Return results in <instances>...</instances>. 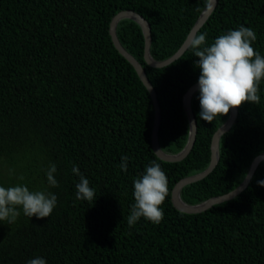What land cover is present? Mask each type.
Here are the masks:
<instances>
[{"label": "trees", "instance_id": "1", "mask_svg": "<svg viewBox=\"0 0 264 264\" xmlns=\"http://www.w3.org/2000/svg\"><path fill=\"white\" fill-rule=\"evenodd\" d=\"M209 0H0V186L26 185L57 196L43 219L23 214L0 221V264H264V161L236 197L199 213H185L173 202L183 178L204 171L212 158L216 130L230 116L209 123L200 118L199 92L192 100L198 133L182 161L161 159L152 145L155 105L131 62L110 33L123 10L142 14L151 24V54L174 55ZM250 27L253 47L264 56V0H219L197 34L206 44L229 30ZM123 46L145 68L157 91L163 150L178 153L187 144L190 122L184 95L200 76L197 49L163 67L145 60L141 25L122 19ZM192 45V44H191ZM260 102H245L234 126L220 141V160L202 180L186 185L190 204L234 190L254 158L264 153V78ZM128 156V169L119 165ZM152 161L168 177L164 217L154 224L141 217L129 226L134 180ZM55 164L58 186L47 170ZM78 166L95 190L93 201L76 198ZM24 179L21 180L20 177Z\"/></svg>", "mask_w": 264, "mask_h": 264}, {"label": "clouds", "instance_id": "2", "mask_svg": "<svg viewBox=\"0 0 264 264\" xmlns=\"http://www.w3.org/2000/svg\"><path fill=\"white\" fill-rule=\"evenodd\" d=\"M257 36L250 27L240 26L217 37L210 46L206 44V34H198L192 40L194 53L199 60L196 66L200 69L198 78L199 103L202 120L212 123L217 116H226L233 108H238L245 102L259 103V84L264 78V56L253 47ZM128 156L122 157L119 167L128 169ZM57 167L50 164L47 170L49 185L58 186L55 178ZM72 172L79 176L76 184V198L93 201L95 190L90 187V181L78 166H73ZM21 180L24 178L21 176ZM264 187V180L258 181ZM134 199L131 214L127 218L129 226L134 225L141 217L159 224L164 217L161 207L168 194V177L161 164L152 161L146 167L144 174L134 180ZM57 205V196L48 191H30L26 185L10 187L0 186V221L12 224L23 214L39 219L49 217ZM27 264H47L44 258L30 259Z\"/></svg>", "mask_w": 264, "mask_h": 264}, {"label": "water", "instance_id": "3", "mask_svg": "<svg viewBox=\"0 0 264 264\" xmlns=\"http://www.w3.org/2000/svg\"><path fill=\"white\" fill-rule=\"evenodd\" d=\"M219 0H209L207 7L201 13L200 17L196 21L195 25L193 26L192 30L190 31L187 39L182 44V46L178 49V51L172 55L171 57L164 59V60H157L151 54V45H152V29L150 22L140 13L134 10H123L118 12L111 21L110 25V33L112 36V40L116 48L131 62V64L137 70L140 78L142 79L145 86L148 88L155 105V120L152 132V145L156 154L163 160L169 162H178L184 160L192 151L198 133V123L195 112L192 107V100L194 95L198 92V82L193 84L185 93L184 95V107L189 118L190 122V132L187 144L185 147L178 153H168L162 149L159 141V130L162 122V112L161 106L158 99V94L156 89L154 88L153 84L151 83L145 68L143 67L142 63L133 55L131 54L121 43L118 34H117V26L122 19L131 18L137 21L144 32L145 36V60L146 62L154 67H163L169 65L179 57H181L184 52L191 46L192 40L195 38L198 30L206 23V21L210 18L211 14L215 10L218 5ZM239 116V108L231 109L230 116L226 120V122L221 125L213 135L212 143H211V150H212V158L209 166L202 172L196 173L194 175L187 176L181 179L173 189V202L177 209L183 211L185 213H199L211 208L213 205L230 200L244 191L248 185L250 184L258 166L261 162L264 161V153L257 155L250 168L249 171L244 179V181L236 187L234 190L211 197L205 201L196 204L187 203L181 196V192L183 188L191 183L196 181L202 180L207 177L219 163L220 160V141L222 136L228 132L236 123Z\"/></svg>", "mask_w": 264, "mask_h": 264}]
</instances>
